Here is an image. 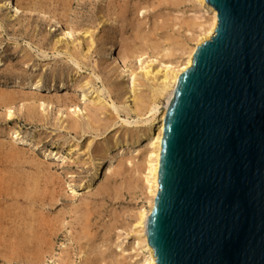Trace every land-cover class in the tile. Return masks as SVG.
<instances>
[{
	"label": "rangeland",
	"instance_id": "obj_1",
	"mask_svg": "<svg viewBox=\"0 0 264 264\" xmlns=\"http://www.w3.org/2000/svg\"><path fill=\"white\" fill-rule=\"evenodd\" d=\"M20 1L17 17L0 6V264H137L149 124L132 99L150 98L143 67L179 57L206 15L194 0ZM134 137L139 152L93 180L94 149Z\"/></svg>",
	"mask_w": 264,
	"mask_h": 264
},
{
	"label": "water",
	"instance_id": "obj_2",
	"mask_svg": "<svg viewBox=\"0 0 264 264\" xmlns=\"http://www.w3.org/2000/svg\"><path fill=\"white\" fill-rule=\"evenodd\" d=\"M210 40L162 120L156 264H264V0H205Z\"/></svg>",
	"mask_w": 264,
	"mask_h": 264
},
{
	"label": "bare ground",
	"instance_id": "obj_3",
	"mask_svg": "<svg viewBox=\"0 0 264 264\" xmlns=\"http://www.w3.org/2000/svg\"><path fill=\"white\" fill-rule=\"evenodd\" d=\"M194 3L197 5L198 10L203 12L206 17L203 21L199 20L198 23L193 22L196 31L190 37L191 44H178L180 47V56L174 60L170 59L165 63L157 61V66H154L153 62L146 64L143 67V76L149 80L150 98L133 97L132 99L135 110L140 111V116H146L144 121L146 124H149L143 137L146 145L145 149L142 150L143 165L141 167L144 196L147 206H142L135 212L134 222L131 224L132 245L133 248H136L140 256L137 264H156L154 251L147 243L145 229L154 205V199L158 192V167L161 153V139L163 137L162 120L165 115V110L172 100L173 92L180 75L192 65L193 54L196 48L203 42L210 40L217 27V12L205 0H194ZM0 6L5 7L9 11L11 14L10 17H17L25 9L20 0H0ZM169 56L173 58L172 54H169ZM34 87L37 88L38 84H35ZM134 91L135 88H133ZM91 98V102L95 105L94 107L101 108L105 104L98 95ZM160 98L165 100V103L162 105L159 104ZM38 103L41 107L44 105L42 102ZM111 107H113V104ZM12 134L22 145L31 144L28 140L19 137L16 131ZM139 141L135 137L131 142L127 139H124V141L115 140L112 144L104 146L103 149L99 147L95 148L94 154L96 158L94 161L93 180L100 178L99 176L106 166L107 170L111 169L112 162L116 156L122 155L126 150H131V148H134L133 152H139L136 150L139 147ZM50 155L62 162L65 160V157L60 156L58 153H50ZM90 187L88 185L84 189ZM88 206L89 204H85L84 229H88L91 226L89 216L92 212H90L91 208ZM119 247V245H116V248ZM81 253L88 257V250Z\"/></svg>",
	"mask_w": 264,
	"mask_h": 264
}]
</instances>
